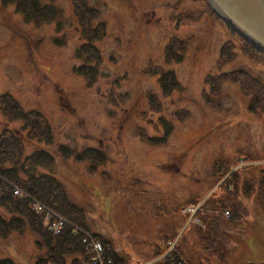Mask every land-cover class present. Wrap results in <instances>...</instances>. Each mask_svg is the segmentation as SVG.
I'll return each mask as SVG.
<instances>
[{
	"label": "rangeland",
	"instance_id": "rangeland-1",
	"mask_svg": "<svg viewBox=\"0 0 264 264\" xmlns=\"http://www.w3.org/2000/svg\"><path fill=\"white\" fill-rule=\"evenodd\" d=\"M77 1L53 0L58 15L40 24L25 23L14 6L0 3V96L10 95L23 110L38 112L54 143L65 146L66 153L39 147L53 154L51 172L68 201L83 211L84 225L110 240L131 264H162L157 256L164 240L178 237L188 264H264V204L255 196L264 178V117L249 109L253 99L241 83L217 86L209 77L231 72L236 78L235 70L251 68L239 39L201 0H86L98 12V23H104L103 39L90 43L100 60L95 82L87 87L77 74L83 59L76 52L88 45L75 24ZM209 24L213 34L205 30ZM183 29L190 30L186 44L196 35L197 46H186L183 66L167 64L166 47L172 38L186 36ZM168 73L181 87L167 96L159 80ZM7 123L0 113V133ZM168 124L172 131L166 137L163 125ZM15 127L21 123L8 125ZM17 135L25 158L38 150ZM86 149L103 153L105 163L96 168L77 161L74 155ZM246 184L252 191L242 189ZM229 198L241 204L235 223L220 215ZM197 200L204 211L181 215ZM0 213L16 225L5 209ZM201 214L206 218L196 219ZM212 216L228 226L219 228L226 243L218 240L215 253L209 234L196 228L205 223L197 221ZM7 232L0 237V260L48 264L30 226ZM102 250L99 244L94 251L100 262L92 264H101Z\"/></svg>",
	"mask_w": 264,
	"mask_h": 264
},
{
	"label": "trees",
	"instance_id": "trees-1",
	"mask_svg": "<svg viewBox=\"0 0 264 264\" xmlns=\"http://www.w3.org/2000/svg\"><path fill=\"white\" fill-rule=\"evenodd\" d=\"M92 1L98 2L99 0ZM52 2L53 0H0L2 7L11 5L14 6L17 14H19L27 24H40L42 23V19L53 21V19L58 15V9L54 7ZM75 4V10L73 11L75 24L77 25V30L81 33L80 35L82 39H80L83 44L88 43V45L82 46L79 52H76L77 57L83 59V65L80 66V70L78 71L79 73L77 74L86 79L87 87H92L96 79V68L100 60V53L98 48H96V45L93 47L90 43L95 44L103 39L104 23H98V12L93 7L88 6L86 0H78ZM209 11L213 17L220 21L212 10ZM225 27L229 33H232L239 39L238 41L242 45L251 68L248 71L242 69L243 67L235 70L234 72H236V78L233 77V73L230 72L211 77V79L215 80L214 84H217V86L219 84L228 83L226 81H230L232 82L231 84L234 85H239L241 83L240 85L246 88L249 100L250 98L253 99V101H250V104H253L251 107L249 106V109L253 110L252 113L254 115L259 114L264 117V82H259L256 79V77H264V65H262L264 62V54L260 53L253 45L249 44L245 39L237 35L227 25H225ZM99 33L101 34L99 35ZM194 39L189 46L184 40L182 41L177 38L171 39L170 46L166 47L167 64L180 63L186 46H188L189 50L193 48L195 44ZM177 46H179L178 48L181 50H177ZM225 47L226 46H224V48ZM224 48H222V50ZM84 50H87V53L82 52ZM255 68L257 69L256 71L254 70ZM213 80H209L210 89H215L212 85V82H214ZM159 84L161 92L163 95L167 96L172 94L173 91L180 90L181 87L173 73L163 75L159 80ZM0 111L10 122H23L22 131H25L24 139L27 141V144H29L27 146L31 147L30 144L36 143L41 146L44 145V147H46L50 152L54 151L55 153H58L59 150H63V152L66 153L65 146H58V144L54 143L49 124L38 112H25L22 109L20 110L15 100L9 95H4L0 98ZM163 127L165 129L164 135L167 137L170 130H172V126L168 124L166 126L163 125ZM145 138H147L146 135L143 136V139ZM164 140L165 138L162 139V141ZM23 145L24 144L20 141L19 136L15 135L10 130L4 129L0 135V176H2L10 185H15L7 187L4 182H0V209H5L8 214L12 215L10 218L17 222L14 227H11L14 222L5 220V217L0 213V237H5L8 233L7 231L20 228L26 224L30 226L31 230L38 235V244L40 246L43 245L46 250L47 257L43 258V260L46 259L48 264H79L80 260H84L86 255L77 234H73V229L66 227L60 235L53 236L46 230L44 217L32 213L28 206L29 204L15 195V190L18 192L24 191L32 198L41 201L40 204L48 205V207L65 217L71 223L85 228L83 211L77 206L69 203L62 186L51 172V170L55 167L53 154L38 147V150H33L32 154L30 153L26 155L27 157L25 158L23 155L25 152V145ZM63 147L65 150L62 149ZM69 155H74V153ZM74 156L77 161H89L95 165L96 168L105 163V155L97 150H85L80 153H76ZM24 158L25 160L23 162ZM218 166H220V164H218ZM257 167L259 166L249 168ZM38 168H46V170L44 173H37L36 171ZM249 168L247 167L245 170L248 171ZM226 169L228 170L229 167H226ZM214 171L216 177L218 175L216 172L219 170H217L215 166ZM235 172L231 174H234ZM221 173L224 174L225 171L220 172V174ZM255 183L256 181H254V183L250 182L252 190H254L257 186ZM236 185L237 183L235 182L233 186ZM241 187L246 192L252 191L247 190L248 188L246 189V187H249L247 184L241 185ZM5 188L8 189V192L5 191ZM255 196L258 199L261 198L264 204V178L262 186L259 188V193H256ZM237 203L238 202H233V199L229 198L224 205V208L222 207V212H226L229 217L231 216L229 218L230 223H235L236 216L240 213L238 210H241V204L235 206ZM231 211H234V213L231 214ZM14 216H18L17 218L20 222L16 221ZM199 218L205 219L206 216L201 214ZM217 218L218 216H212V218L208 217V221L207 219L206 221H200V224L205 222L201 227H196L199 234L205 232L209 234L210 242L213 244L212 253H215V245L218 240H222L224 245L226 243L221 237L223 232H220L219 228H223V226L227 228L228 226L225 225L223 221H215ZM212 224L218 225V229H216V227ZM96 237L99 238V240L102 238L98 236ZM100 241L102 242L106 253L104 256H110L114 261H118L119 259L116 253L112 252L109 243L103 238ZM180 249L183 248L181 246L179 248L178 246L179 252H176L177 254L171 257L169 261H163V264L182 263L181 252L183 250L180 251ZM0 264L13 263L9 259H1Z\"/></svg>",
	"mask_w": 264,
	"mask_h": 264
},
{
	"label": "water",
	"instance_id": "water-1",
	"mask_svg": "<svg viewBox=\"0 0 264 264\" xmlns=\"http://www.w3.org/2000/svg\"><path fill=\"white\" fill-rule=\"evenodd\" d=\"M236 34L264 54V0H205Z\"/></svg>",
	"mask_w": 264,
	"mask_h": 264
},
{
	"label": "flooded vegetation",
	"instance_id": "flooded-vegetation-1",
	"mask_svg": "<svg viewBox=\"0 0 264 264\" xmlns=\"http://www.w3.org/2000/svg\"><path fill=\"white\" fill-rule=\"evenodd\" d=\"M194 2H198L199 0H193ZM201 1H204L206 4H207V6H209L208 5V3L205 1V0H201ZM209 9L211 10V8L209 7ZM217 16V15H216ZM218 17V16H217ZM220 19V18H219ZM221 21V20H220ZM221 23L224 25V28H225V24L221 21ZM207 24H208V22H207ZM213 29H214V27L211 25V24H209V26H208V29H205V30H207L208 32H210L211 34H213ZM226 29V28H225ZM204 30V32H207V31H205ZM183 34L182 35H186L184 38H182V39H180V40H184L185 38H187L188 37V35H189V33H190V30L189 29H183ZM181 32V31H180ZM181 35V34H180ZM181 35V36H182ZM192 35V34H191ZM194 37H195V39H194ZM194 39V42H195V44H194V46H193V48L195 49V47L197 46L196 44V40H197V38H196V35H193L192 36V40ZM189 46V45H188ZM187 46V47H188ZM185 61H187V58L186 57H181V61H180V63H171L170 65H178V66H183L184 64V62ZM165 64V63H164ZM179 85L181 86V82H179ZM175 92V91H174ZM172 114V113H171ZM208 221V220H207Z\"/></svg>",
	"mask_w": 264,
	"mask_h": 264
},
{
	"label": "built area",
	"instance_id": "built-area-1",
	"mask_svg": "<svg viewBox=\"0 0 264 264\" xmlns=\"http://www.w3.org/2000/svg\"><path fill=\"white\" fill-rule=\"evenodd\" d=\"M35 206H36V204H34V207H35ZM59 224H61V223L54 224V225H53V229L55 230V229L59 228ZM83 242H84V243H87V245H88V251H89V252H93L94 254H95V251H94V250H96V249L99 248V244H97V243H95V242L88 243L89 240H88V238L86 237V235H85V237H84V239H83ZM99 256H101V255L99 254ZM93 261L96 262V263H99V262H100V259H99V257H98L97 254H95ZM101 264H107V261L104 262V261L102 260V258H101Z\"/></svg>",
	"mask_w": 264,
	"mask_h": 264
}]
</instances>
